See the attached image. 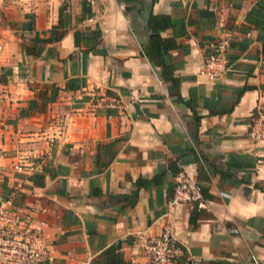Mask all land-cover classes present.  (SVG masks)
Returning a JSON list of instances; mask_svg holds the SVG:
<instances>
[{
  "label": "crops",
  "instance_id": "obj_1",
  "mask_svg": "<svg viewBox=\"0 0 264 264\" xmlns=\"http://www.w3.org/2000/svg\"><path fill=\"white\" fill-rule=\"evenodd\" d=\"M151 16L171 75L142 51ZM263 48L264 0H0V195L46 223L41 264H103L110 246L149 264L134 238L163 227L170 264H264ZM184 177L208 211L166 203Z\"/></svg>",
  "mask_w": 264,
  "mask_h": 264
},
{
  "label": "built area",
  "instance_id": "obj_2",
  "mask_svg": "<svg viewBox=\"0 0 264 264\" xmlns=\"http://www.w3.org/2000/svg\"><path fill=\"white\" fill-rule=\"evenodd\" d=\"M93 5V0H89ZM227 38L210 41L207 46L209 53L198 70L208 80H214L226 70L225 49ZM115 98H110L108 105L116 104ZM248 138L252 143L264 138V101L257 105L250 126ZM16 172L23 170L22 165L12 166ZM168 205L188 204L196 210L210 208L202 195L200 186L190 178L184 177L176 182ZM46 223L35 220L32 210L21 205L12 204V197L0 195V264H41L49 257L52 247L47 233ZM230 232H237L230 228ZM134 242L145 254L149 264H170L180 253L175 239L168 227H163L156 235L137 234ZM252 264H262L252 258Z\"/></svg>",
  "mask_w": 264,
  "mask_h": 264
},
{
  "label": "trees",
  "instance_id": "obj_3",
  "mask_svg": "<svg viewBox=\"0 0 264 264\" xmlns=\"http://www.w3.org/2000/svg\"><path fill=\"white\" fill-rule=\"evenodd\" d=\"M150 18V28L152 34H150L148 42L142 46V51L152 65L161 70V76H164V74L171 75V70L169 71L166 66L163 55L166 54L167 51L174 46V44L171 40H165L159 36L157 24L160 21L159 17L151 16ZM15 197L13 196L12 198V204L16 207L21 206ZM99 256V259L103 264H125L120 253L116 251L113 246L105 248Z\"/></svg>",
  "mask_w": 264,
  "mask_h": 264
}]
</instances>
